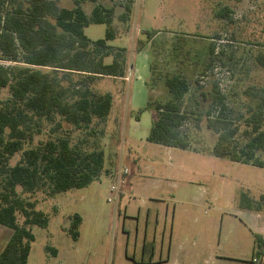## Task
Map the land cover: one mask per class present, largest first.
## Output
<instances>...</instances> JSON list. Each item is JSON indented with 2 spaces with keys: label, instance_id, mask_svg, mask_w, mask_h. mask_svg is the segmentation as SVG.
I'll return each instance as SVG.
<instances>
[{
  "label": "rangeland",
  "instance_id": "1",
  "mask_svg": "<svg viewBox=\"0 0 264 264\" xmlns=\"http://www.w3.org/2000/svg\"><path fill=\"white\" fill-rule=\"evenodd\" d=\"M56 1L60 7L73 6V0ZM115 2L102 1L107 8ZM133 2L129 23L119 21L122 10L118 9L113 24L117 38L108 43L114 48L127 49L131 81L125 85L112 78L94 82V89L114 96L111 115L105 122L94 124L95 133L75 130L67 124L59 132L88 150L97 142L105 151L108 173L86 188L49 198L43 192L32 197L38 202L36 210L47 214L49 225L33 227L35 242L28 264H112L114 261L124 264L128 237L132 242L129 252L133 254L136 248L133 242L142 235L144 222L138 231V216L145 219L151 208V211L159 209L162 218L164 208L173 203L177 205L181 237L192 235L190 227L184 224L188 214L182 213L186 209L185 212L190 215L194 212L198 219L191 226L195 237L201 232L205 238L222 239L224 253L231 254L241 235L246 250L239 258L250 256L252 238L237 215L239 196L246 192L257 199L264 194V168L210 154L218 135L207 127V114L216 116L217 110L212 98L203 101L200 93L219 84L228 107V121L231 126L244 129L247 118L264 97V0ZM93 6L88 0L83 4L88 14ZM225 8L230 9L229 17H218L217 13ZM107 28L105 24H92L85 29V34L97 41L105 38ZM145 32L155 33L151 41ZM211 45L215 47L213 56L209 51ZM111 60L108 58L107 62ZM150 74L149 88H146L144 78ZM176 74L187 77L190 85L183 110L192 112L184 128L193 151L170 150L148 142L153 112L138 114L150 99L170 98L165 79ZM9 96V89L2 90L0 102ZM52 128L53 124L46 125L43 133L36 136L35 145L47 140ZM260 157L264 161V153ZM20 158L21 154H17L11 165ZM75 214L83 220L77 241L68 233ZM11 236L12 230L0 225V251ZM48 247L56 249L59 255L48 252ZM136 249L139 255L140 247Z\"/></svg>",
  "mask_w": 264,
  "mask_h": 264
},
{
  "label": "trees",
  "instance_id": "2",
  "mask_svg": "<svg viewBox=\"0 0 264 264\" xmlns=\"http://www.w3.org/2000/svg\"><path fill=\"white\" fill-rule=\"evenodd\" d=\"M85 1L73 0V6L60 7L56 0H0V92L10 91V96L0 102V225L12 230L0 252V264H28L35 242L33 227L49 225L47 214L36 210L34 195L43 192L49 198L86 188L108 173L105 151L97 142L88 150L59 132L67 124L93 134L94 124L105 122L111 115L113 94L99 92L93 84L103 78L124 81L128 77L127 49L108 43L117 38L113 24L118 9L122 10L119 21L129 23L134 2L111 0L115 3L107 8L103 0H88L94 4L88 14L83 7ZM229 13L225 8L217 16L227 18ZM92 24L108 26L104 39L92 41L87 37L85 29ZM145 33L150 41L155 34ZM209 51L213 56L215 47L211 45ZM165 85L168 100L150 99L138 110V114L153 112L147 141L192 150L184 128L192 113L183 110L190 90L188 79L182 74L168 76ZM200 94L203 101L211 97L217 110L216 116L207 114V127L218 135L210 154L264 168L260 157L264 153V97L242 130L228 121V107L219 84ZM48 124H53L52 135L35 145L36 136ZM17 154H21L20 160L11 165ZM239 206L264 214V194L255 199L241 192ZM82 221L79 214L71 217L68 233L74 241L80 237ZM254 240L260 255L264 240L257 234ZM47 251L57 254L54 248Z\"/></svg>",
  "mask_w": 264,
  "mask_h": 264
},
{
  "label": "crops",
  "instance_id": "3",
  "mask_svg": "<svg viewBox=\"0 0 264 264\" xmlns=\"http://www.w3.org/2000/svg\"><path fill=\"white\" fill-rule=\"evenodd\" d=\"M148 62L151 66L150 58ZM132 68L133 70L135 69V74H138V69L134 66ZM151 68L152 66L150 67V72ZM151 74L150 77L144 78L146 88H149ZM130 81V75L128 74V77L121 82L125 85ZM167 148L170 150L176 149ZM185 210L182 214H188V218L184 224L187 223V226L190 227L189 234H192L191 236L186 235L185 237H181L180 234V227L178 226L180 220L178 218L177 205L174 203L173 205L167 204L163 212L165 216L162 218L159 209L151 211V208L145 219L138 216L136 227L139 231L140 223L144 222L143 231L140 237H136L133 246L136 248L140 247V254H137L136 248L133 250V254L129 252V247L130 245L132 246V242L130 241V237H128L126 241L124 264H230L238 262L256 264L255 260L258 256V247L255 244L254 236L255 234L260 235L264 240L263 213L243 210L239 206L237 215L241 217L240 223L252 238V245L249 247L250 256L248 258H239L246 250L241 235L238 236V242L234 244L233 252L231 254H225V245L222 239L212 240L210 238H205L201 232H198V237L194 236V230L191 226L194 227L193 225L198 219L194 212L190 215L189 212H185ZM207 234L209 235L208 232L205 233V235ZM58 255L59 252L57 251L56 257ZM112 264H115V261L112 262Z\"/></svg>",
  "mask_w": 264,
  "mask_h": 264
},
{
  "label": "flooded vegetation",
  "instance_id": "4",
  "mask_svg": "<svg viewBox=\"0 0 264 264\" xmlns=\"http://www.w3.org/2000/svg\"><path fill=\"white\" fill-rule=\"evenodd\" d=\"M255 262L256 264H264V247H262V252L260 253V255L258 254Z\"/></svg>",
  "mask_w": 264,
  "mask_h": 264
},
{
  "label": "built area",
  "instance_id": "5",
  "mask_svg": "<svg viewBox=\"0 0 264 264\" xmlns=\"http://www.w3.org/2000/svg\"><path fill=\"white\" fill-rule=\"evenodd\" d=\"M112 191H116V188L115 187H112Z\"/></svg>",
  "mask_w": 264,
  "mask_h": 264
}]
</instances>
